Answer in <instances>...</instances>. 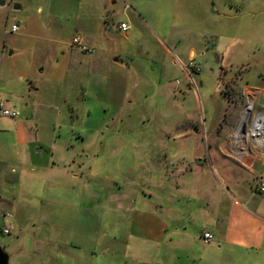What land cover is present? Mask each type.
Returning a JSON list of instances; mask_svg holds the SVG:
<instances>
[{"label":"rangeland","instance_id":"1","mask_svg":"<svg viewBox=\"0 0 264 264\" xmlns=\"http://www.w3.org/2000/svg\"><path fill=\"white\" fill-rule=\"evenodd\" d=\"M3 1L0 45L17 42L21 31L11 33V26H20L27 14L50 22V34L44 27L24 41L28 50L10 47L0 57V98L6 108L20 112L15 118L0 114V246L10 255L9 264H197L196 253L203 246L188 243L190 249L179 244L181 234L169 222L182 212L181 205L204 203L198 194L212 178L200 179L194 190L190 175L174 172L181 163L198 165L195 158L205 161L204 172L210 169L205 133L211 116L226 110L221 133L223 124L233 125V113L244 111L247 98L240 96L233 81L243 85L257 73L264 79V63L251 67L245 58L254 53L264 58V43L261 50L245 43L240 56L235 41L225 62L218 61L222 49L208 53L209 63L196 64L202 70L199 101L191 93L193 86L190 93L184 87L190 94L185 101L182 94L168 98L159 90L154 73L141 83H124L102 65L82 61V54L100 52L84 40L80 42L90 52H83L73 40L85 37V30L98 40L104 0ZM173 4L174 0L140 3L166 30L171 21L165 9ZM15 5L24 8L15 10ZM108 6L114 9L111 2ZM146 34L138 31L135 42H150ZM47 47L50 61L42 62ZM14 49L17 52L9 54ZM149 55L162 58L157 50ZM177 81L185 83L168 76V91L178 89ZM129 90L134 92L130 100L125 97ZM252 109V118L264 113ZM29 155L50 158L53 169L37 166L35 171L31 164L19 165L16 158ZM128 204L133 210H125ZM162 222L168 223L166 233L161 232ZM5 225L14 231L4 234ZM188 226L181 232L185 239L198 238L199 224ZM189 250L195 254L182 257Z\"/></svg>","mask_w":264,"mask_h":264},{"label":"crops","instance_id":"2","mask_svg":"<svg viewBox=\"0 0 264 264\" xmlns=\"http://www.w3.org/2000/svg\"><path fill=\"white\" fill-rule=\"evenodd\" d=\"M119 1L118 4L115 0L103 1L99 18L104 20V24L101 26L98 40L88 35L86 30L85 37L80 38V41L84 40L100 52L82 54V61L90 66L92 62L102 65L116 80L124 83H141L149 77V73H154L161 84L159 90L167 92L168 98H177L182 94L186 101L193 86L191 93L195 101H199L197 92L200 91L197 89L202 86V70L192 69L191 63L195 66L203 64L204 67L209 63L208 53L222 49L219 51L218 61L225 62L230 57L229 53L235 41L239 42L240 56L246 50L245 43L248 46L254 43L253 46L258 50H261L264 43V0H174V4L165 9L168 16L170 14L169 30L165 29L163 22L154 21L151 11L141 7L142 0H132L129 3L125 0ZM109 2L114 9L108 6ZM15 6L18 7L15 9ZM15 6V10L24 8L23 5ZM42 10L41 8L39 12L42 13ZM13 18L15 21L19 17ZM9 20L10 18H7L6 27ZM20 20V37L17 42L0 45V57L4 52H8L10 47L28 50L24 41L34 38L41 30H45L44 27H47L46 32L50 34L49 20L43 23V20L40 21V18L33 14H27ZM121 24H126L128 29H120ZM14 25L16 23L12 24L11 33H14ZM7 31L8 29L5 33ZM138 31L147 33L150 42L136 43L135 34ZM151 49L160 51L162 58L149 57ZM16 52L14 49L9 54L14 55ZM44 55L45 60L42 62L50 61V48L45 49ZM139 55L149 58L138 59ZM245 58L251 67L264 63V58L256 53ZM75 61L77 59L72 62ZM170 74L173 77H181L185 83L177 81L178 89L168 91L166 80ZM63 76H66L65 73ZM25 77L28 78V75ZM233 83L236 84L237 91H240V96L247 98V104L244 111L233 113V125L225 123L221 126V133H218V130L226 110H221L216 118L211 116L209 133H205L210 141L207 163L211 170L204 172L205 161L201 164L198 160L202 158H195L198 165L190 168L189 165L181 163L174 172L190 175V185L194 190L200 185V179L207 175L212 178L210 186L204 190L201 188L202 193L198 194L200 200L205 198L204 203L181 205L182 212L170 218L169 222L174 226L176 233L181 234L177 239L179 244L190 249L192 248L188 243L203 246V251L196 253L200 254L197 264H264V193H258L252 187L256 177H260L264 182V153L258 152L247 142L240 133L239 126L247 120L250 112L253 113L252 108L257 112H264V79L261 73H257L249 76L243 85L237 80ZM186 86L189 93L183 91ZM133 93V90H129L125 92V97L130 100ZM131 103L132 101L129 102ZM203 109L206 113L204 105ZM259 118L264 121V116ZM196 133H199V130L196 129ZM36 144L39 145L38 142ZM16 160L22 166L31 164L35 171L37 166L44 170L53 169L49 164L50 158H31L29 155V158ZM36 160L41 162L37 164ZM184 178L188 177L182 176V179ZM181 184L185 185L184 181H181ZM127 199L131 200L129 197ZM131 202L135 206V202ZM130 206L126 205L125 210H133ZM160 209L161 207L156 208L155 212ZM167 211L166 209V216ZM191 222L199 224L198 238L194 236L192 240H186L185 233L181 232L188 230V224ZM168 229V223L162 222L161 232L166 233ZM204 232L213 235L211 243L205 244L202 241ZM193 254V250H189L182 257L189 259Z\"/></svg>","mask_w":264,"mask_h":264},{"label":"built area","instance_id":"3","mask_svg":"<svg viewBox=\"0 0 264 264\" xmlns=\"http://www.w3.org/2000/svg\"><path fill=\"white\" fill-rule=\"evenodd\" d=\"M120 29L126 31L128 29V26L126 24H121ZM19 31V25H14L12 27V32ZM73 44L79 46L82 51L84 52H90V49H88L86 46H84L78 38H75L73 40ZM191 67L196 68L199 70L198 67H196L193 63H191ZM0 114L5 117H11L15 118L20 115V112L18 110H12L5 107L4 101L0 98ZM259 116H264V114H256L253 116L251 120L250 127L248 128L246 134H242L245 139H247V142L260 150L262 153H264V125L261 122V119ZM253 190L258 193H264V182L260 177H256L252 182ZM14 231V227L10 225H5V228L3 230L4 234H11ZM213 235L209 232H204L202 236V241L205 244H209L213 241Z\"/></svg>","mask_w":264,"mask_h":264},{"label":"water","instance_id":"4","mask_svg":"<svg viewBox=\"0 0 264 264\" xmlns=\"http://www.w3.org/2000/svg\"><path fill=\"white\" fill-rule=\"evenodd\" d=\"M6 4L5 1L0 0V6H4ZM18 7V6H17ZM15 6V9L17 8ZM117 61V59H116ZM242 117V114L240 116V118ZM251 120H252V112L249 113V115L247 116V120L245 122H242L239 126H240V133L241 134H246L250 124H251ZM201 164L203 162H200ZM9 255L3 250V248L0 246V264H9Z\"/></svg>","mask_w":264,"mask_h":264},{"label":"bare ground","instance_id":"5","mask_svg":"<svg viewBox=\"0 0 264 264\" xmlns=\"http://www.w3.org/2000/svg\"><path fill=\"white\" fill-rule=\"evenodd\" d=\"M261 119V118H260ZM262 124L264 125V121L261 119Z\"/></svg>","mask_w":264,"mask_h":264}]
</instances>
